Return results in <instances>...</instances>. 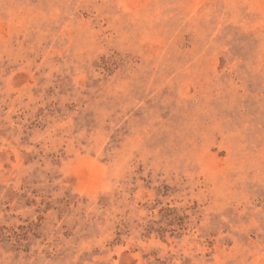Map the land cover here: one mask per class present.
<instances>
[{"label": "rangeland", "instance_id": "374dc122", "mask_svg": "<svg viewBox=\"0 0 264 264\" xmlns=\"http://www.w3.org/2000/svg\"><path fill=\"white\" fill-rule=\"evenodd\" d=\"M0 264H264V0H0Z\"/></svg>", "mask_w": 264, "mask_h": 264}]
</instances>
